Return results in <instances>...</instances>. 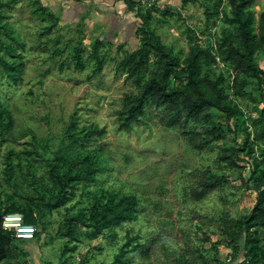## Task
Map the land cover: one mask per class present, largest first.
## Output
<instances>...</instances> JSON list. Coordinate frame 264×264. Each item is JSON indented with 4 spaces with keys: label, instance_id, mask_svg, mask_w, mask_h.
<instances>
[{
    "label": "rangeland",
    "instance_id": "374dc122",
    "mask_svg": "<svg viewBox=\"0 0 264 264\" xmlns=\"http://www.w3.org/2000/svg\"><path fill=\"white\" fill-rule=\"evenodd\" d=\"M214 1L155 0L148 6L139 0L138 7L123 18L118 13L107 16L108 5L84 0L80 10L64 0H0V219L12 209L31 211L37 216L39 233L38 240L13 238L0 254V264H116L117 257V264H178L176 260L198 262L199 253L209 259L208 264H215L219 255L224 264H260L234 248L223 231L222 218H239L256 201V192L243 186L239 174L249 175L246 161L250 159L243 155L249 148L264 166V83L231 71L217 56L211 65L212 76L221 80L242 110L236 124H244L247 142L238 132H229L195 150L177 130L164 127L151 115L145 118L147 124L117 130L124 95L136 92L135 83L126 78L128 68L122 67L139 46L135 32L141 20L136 12H150V27L183 59L192 42L216 54L223 31L236 36L235 24L226 19L229 0H221L219 14L208 17ZM165 7L170 9L167 13L162 11ZM248 9L257 28L264 0H254ZM95 41L102 60L98 72ZM76 47L83 67L77 65ZM254 60L264 73V44L257 47ZM3 61L19 64L14 70L17 80L4 71ZM241 79L245 86L238 92ZM71 120L79 127L97 124L105 133L86 146L68 147L63 132ZM238 147L244 149L238 156L246 161L233 166L220 158ZM85 152L99 154L102 162L95 179L79 182L74 196L48 211L46 202L56 199L58 187L46 158L58 156L61 165ZM196 168L231 178L198 197ZM99 186L137 194V217L102 231L79 226L75 240L57 236L64 217L88 209ZM253 230L264 240L263 227ZM204 236H210L214 248ZM65 246L74 248L63 252Z\"/></svg>",
    "mask_w": 264,
    "mask_h": 264
},
{
    "label": "trees",
    "instance_id": "16d2710c",
    "mask_svg": "<svg viewBox=\"0 0 264 264\" xmlns=\"http://www.w3.org/2000/svg\"><path fill=\"white\" fill-rule=\"evenodd\" d=\"M253 2L254 0H229L230 14L226 13V19L235 24L236 36L223 31L216 54L211 48L192 42L183 59L174 53L171 46L162 43L155 30L150 27L148 23L150 12L142 13L138 10L136 13L141 24L135 33L139 39V46L122 61V67L128 68L126 78L135 83L136 92L124 95V107L118 116L117 130L129 129L132 124H147L145 118L151 115L164 127L177 130L185 142L195 150H203L213 142L224 139L229 132H238L244 142H247L249 133L242 127L244 124L242 122L236 124L242 110L224 91L221 80L212 76L211 65L216 61L217 56L219 61L231 71L253 76L259 83H264V73L258 71L254 60L257 47L264 44V11L256 28L253 13L248 9ZM126 4L128 10L138 7V2L135 1L128 0ZM220 4L221 0L214 1V9L208 17L219 14ZM169 10V7H165L162 11L167 13ZM97 46L98 42L95 41L93 45V53L96 57L95 72L102 68ZM75 54L78 57L77 65L83 67L77 47ZM3 67L10 78L17 80L15 71L19 68V64L3 61ZM151 67L153 69L150 71ZM244 86L245 79H241L236 86L237 91L242 92ZM233 120L236 121L234 124H232ZM104 133L105 128L97 124L91 123L79 127L74 120H71L63 136L67 139L68 147H75L86 146L94 136ZM241 150L244 149L233 148L231 152L221 154L220 158L236 166L237 161L243 160L238 156ZM252 153L253 148L243 152L244 157L250 159L243 160L249 164V175L246 178L239 174V178L245 188L256 192V201L251 210L240 214L239 218L223 217V231L230 237L234 248L241 249L244 258L264 264V249L260 248L259 243L261 239L256 230H253L255 226L264 228V166L253 158ZM57 157L46 158L50 177L58 187L56 199L46 202L48 211L60 207L74 196L79 182L93 181L102 166L99 154L95 152H85L83 155L64 161L61 165ZM7 158L9 165L11 163L9 155ZM193 173L199 179L198 197L227 184L231 178L210 168H196ZM139 205L140 198L135 193L122 194L99 186L93 192V199L88 209H80L76 214L65 216L56 235L75 240L79 226L102 231L121 222L132 221L137 217ZM11 211L19 213L17 209ZM21 214L25 223L36 227L38 219L33 212L22 211ZM13 238L12 232L4 231L0 227V254L7 250ZM34 239H39L37 227ZM131 240V237L127 238V241ZM204 240L215 247L210 236H204ZM73 248L65 246L63 252ZM258 251L259 256H257ZM198 258L199 261L196 263L181 262V260L176 262L178 264L209 262L202 253H199ZM114 262L117 264L119 258L117 257ZM215 264H224L222 256H217Z\"/></svg>",
    "mask_w": 264,
    "mask_h": 264
},
{
    "label": "built area",
    "instance_id": "2783aa9c",
    "mask_svg": "<svg viewBox=\"0 0 264 264\" xmlns=\"http://www.w3.org/2000/svg\"><path fill=\"white\" fill-rule=\"evenodd\" d=\"M141 2L149 6L154 4L155 0H141ZM0 227L4 231L12 232L14 238L17 240L33 239L36 232L35 225L25 223L21 213L4 215Z\"/></svg>",
    "mask_w": 264,
    "mask_h": 264
},
{
    "label": "crops",
    "instance_id": "0c3cea01",
    "mask_svg": "<svg viewBox=\"0 0 264 264\" xmlns=\"http://www.w3.org/2000/svg\"><path fill=\"white\" fill-rule=\"evenodd\" d=\"M64 1L71 3V5L73 4L72 6H74V7L76 6L77 10L81 9L80 8V6H81L80 0H64ZM84 1L89 2L88 4H93V2H94V3H98V4L108 5V7L106 9L107 16H110V15L117 16L116 13H118L119 15L124 14L125 16L123 18H125L132 11V10H128V8H127L126 1H128V0H84ZM130 1L138 2L139 0H130ZM94 6H93V10H94ZM93 10H92V13H93ZM124 12H126V13H124Z\"/></svg>",
    "mask_w": 264,
    "mask_h": 264
}]
</instances>
